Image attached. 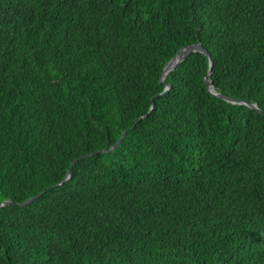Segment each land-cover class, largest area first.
<instances>
[{
  "label": "trees",
  "instance_id": "obj_1",
  "mask_svg": "<svg viewBox=\"0 0 264 264\" xmlns=\"http://www.w3.org/2000/svg\"><path fill=\"white\" fill-rule=\"evenodd\" d=\"M4 200L0 264H264V0H0Z\"/></svg>",
  "mask_w": 264,
  "mask_h": 264
},
{
  "label": "water",
  "instance_id": "obj_2",
  "mask_svg": "<svg viewBox=\"0 0 264 264\" xmlns=\"http://www.w3.org/2000/svg\"><path fill=\"white\" fill-rule=\"evenodd\" d=\"M192 51H198V52H201L203 54L206 55V57L208 58V64L209 66L211 65V60L209 59V54L207 53V51L205 49L202 48V46L199 44V43H194V44H189L187 46H184L182 47L180 50H179V53L175 54L173 57H171L168 61L165 62V64L163 65V68H162V71H161V76H160V80H163L164 78V75L170 71L173 67L176 66V64H178L184 57L185 55H187L189 52H192ZM209 74V70L207 72ZM204 83H205V86H206V89L218 96V97H221L223 99H225L226 101H229L231 103H240V104H244V105H247L251 108H254V109H258L256 104H249V103H246L245 101H242V100H235V99H232L230 97H227V96H222L220 95L219 93L215 92L212 88V85H211V81L209 78H205L204 79ZM169 88V85L168 84H165L164 85V88L162 90L161 93H164L167 89ZM122 138V134L121 136L110 146V148H113L114 146H116L119 141L121 140ZM70 175V167L67 169V172L65 174V176L63 177V180L67 179ZM32 198H29L28 200L24 201V202H21L19 203L20 205L26 203L27 201L31 200ZM8 204H12L11 201H7V200H4V201H1L0 202V207L2 206H5V205H8Z\"/></svg>",
  "mask_w": 264,
  "mask_h": 264
}]
</instances>
